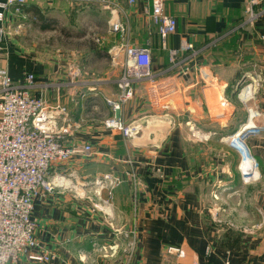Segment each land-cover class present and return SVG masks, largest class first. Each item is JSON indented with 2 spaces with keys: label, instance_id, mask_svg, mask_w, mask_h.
<instances>
[{
  "label": "crops",
  "instance_id": "crops-1",
  "mask_svg": "<svg viewBox=\"0 0 264 264\" xmlns=\"http://www.w3.org/2000/svg\"><path fill=\"white\" fill-rule=\"evenodd\" d=\"M163 1L176 20V32L165 40V49L143 3L119 4L117 16L127 24V43L149 49L157 82L177 81L179 87L174 90L175 107L160 110L162 101L155 99L151 86H134L133 99L121 111L124 125L133 131L131 138L103 127L112 115L104 98L117 94L121 72L88 79L74 55L47 57L22 40L23 20L29 16L25 10L51 7L54 1L29 0L23 17L8 16L0 24V70L18 86L33 75L31 93L37 97L45 91L50 98L58 86L72 121L81 123L74 140L92 146L91 153L52 168L50 175L64 176L72 182L70 188L34 202L36 238L52 254L44 264H264V0ZM102 11L109 22L111 14ZM182 42L196 53H182L178 67L171 69L167 49ZM75 69L80 76L71 80L69 73ZM255 80L258 87L253 89ZM248 85L251 95L242 97L240 91ZM240 131L242 149L257 168L251 183L243 182L242 155L230 145ZM110 172L129 173L139 184L135 191L128 181L114 189L107 217L93 208L94 189L85 182ZM235 179L240 180L237 185ZM249 193H256L250 201ZM81 194L87 198L80 199ZM233 195L234 207L239 206L235 215L223 205L224 197ZM226 229L242 235L239 250L219 246ZM132 237L136 244L129 256L123 249ZM113 242L120 243L117 257H101L98 247ZM173 247L184 257L167 253Z\"/></svg>",
  "mask_w": 264,
  "mask_h": 264
},
{
  "label": "built area",
  "instance_id": "built-area-1",
  "mask_svg": "<svg viewBox=\"0 0 264 264\" xmlns=\"http://www.w3.org/2000/svg\"><path fill=\"white\" fill-rule=\"evenodd\" d=\"M51 1H63L70 8L100 6L111 14L108 31L121 39L109 48L108 54L113 63H118L116 59L122 55L123 62L121 74L115 83L117 94L104 98V103L112 115L103 121V127L119 131L123 137L131 138L133 131L124 125L121 111L122 107L133 99L136 84L157 82L152 71L149 49L127 43V24L117 16L120 0ZM138 2L144 4L150 22L157 28L161 45L165 49V40L176 32V20L167 14L163 0H125L129 7ZM28 3L29 0H0V24H4L8 16L23 17V9ZM250 17H253L252 12ZM20 27L18 25L17 29ZM2 34L3 28L0 27V41ZM262 40L264 42V36ZM184 52H191L193 55L196 53L191 45L184 42L177 49H167L171 69L178 67L181 62L178 57ZM75 70L69 73L71 80L80 76L79 70ZM253 83L258 86V80ZM33 86V75L27 76L24 86H18L4 70H0V264H44L52 260V254L42 250L36 238L37 225L32 220L34 202L72 186V182L64 176L50 175L55 165L67 163L74 156L92 152L91 145H81L74 140L81 123L72 121L70 111L61 99L60 88H53V95L49 98L48 92L45 91L38 97L34 96L31 93ZM169 87L170 85L166 84L162 87L164 93L171 92ZM249 87L251 85L241 89L240 94L244 92L243 97L249 96ZM242 176L245 183L257 178L246 177L243 173ZM127 181L135 191L139 183L137 178L129 173H105L85 182V186L94 189L96 201L92 200L93 208L111 217L113 191ZM103 193L106 194L105 198ZM79 198L84 199L87 196L81 194ZM119 244L113 242L99 246L97 250L101 257L114 259L119 253ZM135 244L136 240L132 237V240L125 244L123 251L131 256ZM167 253L184 257L183 252L174 247L169 248ZM193 264H197V261L194 260Z\"/></svg>",
  "mask_w": 264,
  "mask_h": 264
},
{
  "label": "rangeland",
  "instance_id": "rangeland-1",
  "mask_svg": "<svg viewBox=\"0 0 264 264\" xmlns=\"http://www.w3.org/2000/svg\"><path fill=\"white\" fill-rule=\"evenodd\" d=\"M73 8L75 9V7ZM28 13L29 16L23 20L26 28L25 36L22 37L27 47L34 48L47 57L54 54L55 56H60L62 59H71L69 55H74L75 63L83 66L84 72L89 74L88 79H100V74L103 72L107 73L104 77H111L113 71L120 74L123 56L117 57L116 61L119 63L117 65L113 63L107 52L113 45V40L116 37L109 33L107 24L108 15L102 11L100 6H82V9L70 10L65 2L54 1L51 7L42 5L40 8L38 7V10H30ZM104 52H106V55ZM145 84L151 86L155 99L162 101L161 107L163 108H159L160 110H168L169 108L167 109L166 106L168 105L169 107L170 104H173L175 107L177 97L174 94V90L177 93L179 89L177 81L166 82L165 80H161L156 83ZM165 84L170 85L169 91L171 90V92L169 94L164 93L162 90ZM253 87V89H256L254 83ZM170 101L172 102L170 103ZM173 112L175 113V111ZM173 116L175 117V115ZM181 117L180 119H182ZM186 132H188L187 129L184 130V133ZM188 134L191 138L194 136L193 132V135L191 132H188ZM239 181L235 179L234 184L237 185ZM252 181L250 180L248 183ZM256 193L259 194L258 192ZM256 193H249L247 195L249 201L254 198ZM236 197V195L229 198L224 197V207L229 208V210L230 208L233 209V212L234 209L238 210L239 206L234 207L237 202ZM222 200L218 198L217 201L222 202ZM226 212L225 210L221 214H225ZM236 213L238 211L234 212V215Z\"/></svg>",
  "mask_w": 264,
  "mask_h": 264
},
{
  "label": "bare ground",
  "instance_id": "bare-ground-1",
  "mask_svg": "<svg viewBox=\"0 0 264 264\" xmlns=\"http://www.w3.org/2000/svg\"><path fill=\"white\" fill-rule=\"evenodd\" d=\"M250 92L249 95H251V89L250 87L247 89ZM246 91V90H245ZM244 96V92L242 93V97ZM247 127H245L242 131H246ZM240 131L238 134L234 135L231 137V146L234 147L235 149H238L240 154L242 155L241 161H240V168L241 172L247 176H257V169L255 168V164L252 161V159L243 151L241 141H240V135L242 133Z\"/></svg>",
  "mask_w": 264,
  "mask_h": 264
},
{
  "label": "trees",
  "instance_id": "trees-1",
  "mask_svg": "<svg viewBox=\"0 0 264 264\" xmlns=\"http://www.w3.org/2000/svg\"><path fill=\"white\" fill-rule=\"evenodd\" d=\"M30 10L33 11V10H38V9L36 7H34V6H30L25 11L29 12ZM104 54L106 55V52H104ZM230 91H231V89L228 86L227 89H226V93L229 95ZM236 92L238 93V90L235 91L234 95H231L233 102H236L235 99H234L236 97V94H237ZM241 236L242 235L239 232H235V231H233L231 229H226V231L221 236L218 244L222 248L230 250V251L239 250Z\"/></svg>",
  "mask_w": 264,
  "mask_h": 264
}]
</instances>
